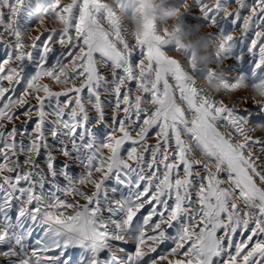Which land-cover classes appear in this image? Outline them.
Listing matches in <instances>:
<instances>
[{
	"label": "snow or ice",
	"instance_id": "1",
	"mask_svg": "<svg viewBox=\"0 0 264 264\" xmlns=\"http://www.w3.org/2000/svg\"><path fill=\"white\" fill-rule=\"evenodd\" d=\"M41 8L64 27L33 42ZM189 12L223 41L211 69L146 16L129 42L99 0H0V264H264V106L225 102L264 82V0ZM229 60L209 99L190 73Z\"/></svg>",
	"mask_w": 264,
	"mask_h": 264
},
{
	"label": "rangeland",
	"instance_id": "2",
	"mask_svg": "<svg viewBox=\"0 0 264 264\" xmlns=\"http://www.w3.org/2000/svg\"><path fill=\"white\" fill-rule=\"evenodd\" d=\"M179 1H182L183 3H179ZM99 3L103 8H106L109 12H113L115 14V17L119 21L122 19L121 17H119V14H121L123 15V17L127 18L131 23L133 22V24L140 31L141 36H143L149 30L144 25V17L146 16L151 21L155 30L159 32V34L163 35L164 30L167 29L170 33H173V37L178 35L180 45L183 46V50L186 51L188 54H191L193 52L195 53V58L191 61V63L195 65L200 71L212 68L213 62L215 60V53L219 45L223 43V41L216 37L215 34L217 30L215 27H210L203 24L191 25L190 23H196V20L200 19L195 13H193L192 19H184L185 16L190 14L189 9L193 5L194 0H186V2L185 0H99ZM209 3H215V0H209ZM184 5L185 10L184 15L180 17L181 20H179L174 25L171 24L169 21L175 16V11L181 9ZM238 10V8L228 9V13L231 14V12ZM121 22L122 21H120V23ZM177 25L181 26V31L179 33H175V28ZM99 27L102 32L111 33L113 31L112 22L110 20L101 22ZM235 35L239 36L240 33L237 32L235 33ZM171 54H173L172 56L176 57L178 60L185 62V65H187L185 55L181 54L180 51L172 52ZM231 62L232 61L229 60L217 63L215 66V78L204 79L206 83L210 86V88L220 92V96L226 95L224 92L223 85L224 77H231L234 75V73L226 72L228 64ZM71 66L74 67L75 65L66 66L67 68H69V72L73 70V67ZM190 74L199 77L196 72H191ZM61 78L62 77H60L59 84H61ZM47 82L48 81L46 79H41L39 81V84L43 86ZM259 85H261V83L253 87H248L246 78L241 79L238 83V87L240 90L233 91L231 95H226V101L231 104L236 101L237 97L244 96L247 97V99H245L244 101H240L237 105L238 108L244 109L247 107L248 103H252L257 106H264V94L261 90V86ZM141 95L142 93L140 92H137L136 94L137 97H140ZM248 99H252V101L247 103ZM243 104H245V106ZM21 106L22 105H13L11 106L10 111L15 112ZM257 129H263L262 132H264V127L257 126ZM32 159H35L34 155ZM75 175L77 177L79 176L78 170ZM0 191H3V189H0ZM49 194L50 193L46 192V196ZM52 195H59V193H54ZM65 198L70 199L71 197ZM45 204H47V199H45ZM124 238L125 237H121V239ZM113 251L118 252L119 250L113 249ZM120 254L122 255V253ZM8 255L14 256L16 255V252L9 253Z\"/></svg>",
	"mask_w": 264,
	"mask_h": 264
},
{
	"label": "bare ground",
	"instance_id": "3",
	"mask_svg": "<svg viewBox=\"0 0 264 264\" xmlns=\"http://www.w3.org/2000/svg\"><path fill=\"white\" fill-rule=\"evenodd\" d=\"M60 3H66L69 6H72V5L75 4V0H60ZM179 3H183V2L179 1ZM184 10H185V5L181 9L175 11V16L169 22L174 25L179 20H181L180 17L184 15ZM41 14H43V15H41ZM118 14H119V12H118ZM35 17H36L37 20H39V23L37 25L36 30L31 33V37L30 38L33 40V42H35L37 34L47 31L49 25L51 26V28L53 30L61 29L64 26V24L62 22H60V21L53 22L51 20V17L45 15V13H44L42 8L36 11ZM119 17L122 18L120 21H122L121 22V26L125 30L124 36L129 42H131L136 37H141L140 31L133 24V22L131 23L127 18L123 17V15H121V14H119ZM171 55H173V54H171ZM71 67H73V66H71ZM64 72L65 73L69 72V68L65 67L64 68ZM193 77L195 79V87L202 88L204 90L205 94L209 97V99H213V98H216V97L220 96V92L210 88V86L206 83V81L204 79H201L198 76L197 77L193 76ZM61 79H62L61 84H59L58 87L61 90H67V88H66V86H65V84L63 82L64 78L62 77ZM259 86H261V90H262V92L264 94V82H261V85H259ZM250 101H252V99H248L247 103L250 102ZM225 102L228 103V101H226V100H225ZM243 105L245 106V104H243ZM249 127H251V126H249ZM262 131H263V129L262 130L257 129V126H256V130H255L254 134L255 135H259V133L262 132ZM201 162L206 163V161L203 159V157L201 158ZM237 203H243V202L240 201V200H237Z\"/></svg>",
	"mask_w": 264,
	"mask_h": 264
}]
</instances>
